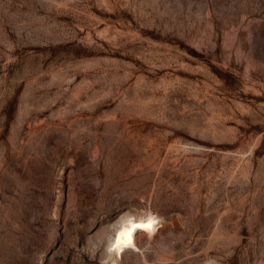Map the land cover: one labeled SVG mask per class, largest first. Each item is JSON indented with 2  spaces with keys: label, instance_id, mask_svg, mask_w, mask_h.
<instances>
[{
  "label": "rangeland",
  "instance_id": "obj_1",
  "mask_svg": "<svg viewBox=\"0 0 264 264\" xmlns=\"http://www.w3.org/2000/svg\"><path fill=\"white\" fill-rule=\"evenodd\" d=\"M0 264H264V0H0Z\"/></svg>",
  "mask_w": 264,
  "mask_h": 264
},
{
  "label": "bare ground",
  "instance_id": "obj_2",
  "mask_svg": "<svg viewBox=\"0 0 264 264\" xmlns=\"http://www.w3.org/2000/svg\"><path fill=\"white\" fill-rule=\"evenodd\" d=\"M152 221V226L149 230H138V231H144L146 233H152L155 230V224H156V220L154 217L148 216L146 218H142V219H129L125 222V224H123L115 233L114 236V242L113 244L115 245L116 249H118V247L120 246H125V247H132L134 246V239H135V234L138 232H135L131 238H129L125 232L126 230L130 227L131 223H136V224H145L147 225L149 223V221ZM148 235V234H147Z\"/></svg>",
  "mask_w": 264,
  "mask_h": 264
},
{
  "label": "snow or ice",
  "instance_id": "obj_3",
  "mask_svg": "<svg viewBox=\"0 0 264 264\" xmlns=\"http://www.w3.org/2000/svg\"><path fill=\"white\" fill-rule=\"evenodd\" d=\"M152 226V221L150 220L147 225L145 224H136V223H131L130 227L126 230L125 234L131 238L132 235L137 232L138 230H149Z\"/></svg>",
  "mask_w": 264,
  "mask_h": 264
}]
</instances>
